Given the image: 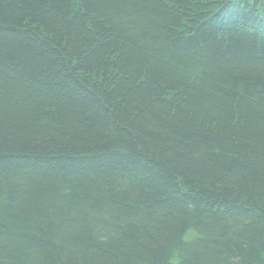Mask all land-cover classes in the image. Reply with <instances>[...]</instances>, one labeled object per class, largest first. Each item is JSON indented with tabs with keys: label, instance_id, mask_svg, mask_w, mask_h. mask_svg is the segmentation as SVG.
<instances>
[{
	"label": "trees",
	"instance_id": "obj_1",
	"mask_svg": "<svg viewBox=\"0 0 264 264\" xmlns=\"http://www.w3.org/2000/svg\"><path fill=\"white\" fill-rule=\"evenodd\" d=\"M0 264H264V0H0Z\"/></svg>",
	"mask_w": 264,
	"mask_h": 264
}]
</instances>
